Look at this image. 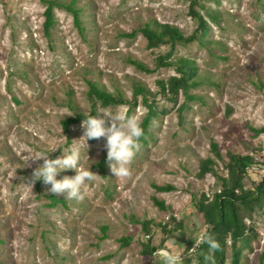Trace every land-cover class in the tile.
Instances as JSON below:
<instances>
[{"label":"rangeland","instance_id":"obj_1","mask_svg":"<svg viewBox=\"0 0 264 264\" xmlns=\"http://www.w3.org/2000/svg\"><path fill=\"white\" fill-rule=\"evenodd\" d=\"M193 2L210 25L204 39L211 43L148 47L139 32L147 22L176 26L184 36L195 33L198 21L189 13ZM75 7L81 11L82 32L71 13L57 8L47 37L42 0H0V262L142 264L138 255L147 240L142 223L171 224L169 214L184 229L164 246L185 257L194 245L188 233L206 231L194 202L203 194L212 200L222 189L229 154L258 150L259 162L264 159V133L258 132L264 128V0H75ZM132 31H137L133 38L120 35ZM169 54L168 60L195 63L193 81L198 85L189 92L196 99L188 101L182 90L176 103L159 94V82L177 75L174 67L146 73L129 62L155 69L157 58ZM88 80L110 92L120 90L129 99L137 84L154 94L150 101L158 117L127 176L115 177L109 163L104 173L97 167L107 154L105 137L86 141L81 123L68 132L62 127L75 111L91 113ZM139 101L133 114L141 121L148 109L141 97ZM95 104L97 114L118 107ZM71 144L80 146L79 166L92 170L95 179L87 182L83 199L55 194L65 204L52 207L50 185L28 183L39 163L29 159L36 153L57 157ZM208 158L215 165L200 177L202 161ZM74 174V169L62 170L58 178ZM262 176L264 171L251 173L247 185ZM153 184H171L175 190L159 192ZM154 197L171 211H161ZM243 216L256 237L249 233L248 242H240L241 264H264V205ZM124 236L135 241L122 247L119 239ZM163 237L161 228L153 226L152 241L159 244ZM191 252V264H198ZM230 258L229 251L225 264Z\"/></svg>","mask_w":264,"mask_h":264},{"label":"trees","instance_id":"obj_2","mask_svg":"<svg viewBox=\"0 0 264 264\" xmlns=\"http://www.w3.org/2000/svg\"><path fill=\"white\" fill-rule=\"evenodd\" d=\"M46 8L44 11L45 21L43 24L44 33L47 37L51 36V30L55 26V10L57 8L64 9L71 13L74 18L75 25L82 32V24L80 19L81 11L79 8L75 7V0L70 3H63L59 0H42ZM192 18L198 21V28L195 33L189 36H184L181 30L172 26L168 23H160L154 21L153 23L147 22L139 28V32L142 33L148 41V47L155 48L162 45L170 44L174 47L178 42L190 43L193 41H198L202 46H206L211 43L204 39L210 30V25L206 18L195 8V3L193 2L189 11ZM212 19L216 20V14L211 15ZM137 34V31H132L131 33H122L123 37L133 38ZM170 54L167 56H160L157 58V66L155 69L149 68L146 64L138 61L129 59L137 69L144 71L146 73H153L158 68H170L174 67L177 75L172 76L168 82L160 81V92L159 94L167 99L168 101L176 103L178 101L179 91L184 92L185 97L188 101L196 99V96L191 94L189 91L198 85V82L193 81V78L197 76L198 69L195 63L180 58L178 60H168ZM89 88L88 98L94 103V107L90 114H97L96 104L100 103L103 107H115L120 105L128 106V114H133V112L138 108L140 104V97L142 98V103L147 107V113L141 120V126L143 128V135L139 138V145H145L147 143V137L150 134L149 128L151 127L153 120L158 117V112L154 104L150 101V97L153 96V92L150 89L145 88L143 85H135L133 91V96L131 99L126 97L124 93L120 90H115L116 92H110L104 87L100 86L97 82L92 80L87 81ZM184 108L181 106L180 112ZM87 114L76 112L74 116L67 118L62 122V127L66 132L69 131L72 125L81 123L83 116ZM258 132L264 133V128L258 130ZM217 146L214 145L213 148ZM261 153V151H254L251 154L240 155L235 153L229 154V161L227 164L228 179H222V189L216 193L212 200H210L205 194H203L199 200H195V207L200 213L206 225V232L211 234L215 240L219 243V248L210 252L208 245L203 244L196 251L191 253L195 254L198 259V264H209L211 262H216L218 264H225L226 258H228L229 251L231 255V260L229 264H241V254L242 250L240 247V242L244 240L248 242L247 236L249 233L256 237L254 229L248 226L243 212H252L255 207H262L264 205V176L259 182H253L252 186L247 185L249 180L248 170L255 164V155ZM105 154L102 159L97 163V167L100 168L101 172L104 173L107 164L109 163L106 159ZM218 158H222L220 153L216 151ZM52 158H55L53 156ZM264 162V159H263ZM215 165L213 159L208 158L202 161L200 169V177L205 176L207 173L212 171V167ZM39 181V180H38ZM41 181H39L40 183ZM153 187L159 192H171L175 190V187L171 184L157 185L153 184ZM52 203L50 206H55L57 203L61 202L65 204L63 199H57L55 194L51 195ZM155 205L163 212H170L171 208L166 205V202L159 200L154 197L153 200ZM171 222L168 224H154L153 222L144 221L142 223V232L147 240L143 242L142 249L139 253V257L142 260V264H155V257L152 255L157 248L163 247L168 238L175 233L183 231L184 224L182 221L177 220L173 214H169ZM153 226H159L164 235L159 244H155L152 241L151 235L153 232ZM104 231L107 230L106 227L102 228ZM230 240V246L228 241ZM135 241L134 237L127 236L119 239L122 247H128ZM192 247H189L191 250ZM183 257L182 264H191L190 258H188V253ZM264 255V253H263ZM211 257V259H206L205 257ZM2 264V262H0Z\"/></svg>","mask_w":264,"mask_h":264},{"label":"clouds","instance_id":"obj_3","mask_svg":"<svg viewBox=\"0 0 264 264\" xmlns=\"http://www.w3.org/2000/svg\"><path fill=\"white\" fill-rule=\"evenodd\" d=\"M101 113L103 115H100ZM83 117L81 121L83 134L81 137L85 138L86 141L105 137L106 159L112 173L115 177L129 175V165L139 146V138L143 135V128L138 116L128 114L125 106L120 105L114 112L98 110V114H87ZM57 148L53 149L51 153ZM29 160L39 163L33 169L32 177L28 183L33 185L37 180L42 181L44 184L50 185L49 192L57 195L63 194L65 199H83L87 182L95 179L92 170L82 169L79 166L81 160L80 146L76 144H71L66 149L62 148V154L55 158H50L49 154L36 153ZM66 169H74L75 174L58 178V174ZM188 234L194 240L192 251H196L203 244L208 245L210 252L220 246L218 241L204 230H200L199 233ZM182 254L173 253L167 246L157 248L152 252L159 264H182L184 256ZM205 258L211 259L210 256Z\"/></svg>","mask_w":264,"mask_h":264},{"label":"built area","instance_id":"obj_4","mask_svg":"<svg viewBox=\"0 0 264 264\" xmlns=\"http://www.w3.org/2000/svg\"><path fill=\"white\" fill-rule=\"evenodd\" d=\"M259 156H256L255 155V157H254V159H255V164L248 170V173H249V178L251 179V173L253 174V173H260L261 171H264V162H263V160L261 161V162H259L260 161V158H258ZM253 182H255V181H253ZM252 182V183H253ZM252 183H251V185L249 186V187H251L252 186Z\"/></svg>","mask_w":264,"mask_h":264}]
</instances>
